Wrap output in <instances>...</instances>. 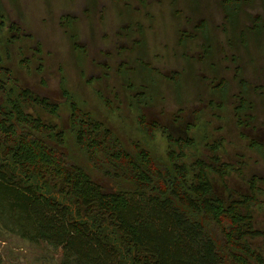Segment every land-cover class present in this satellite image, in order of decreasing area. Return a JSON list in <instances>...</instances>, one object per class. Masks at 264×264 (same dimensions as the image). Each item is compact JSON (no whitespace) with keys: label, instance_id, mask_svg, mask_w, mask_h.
<instances>
[{"label":"rangeland","instance_id":"obj_1","mask_svg":"<svg viewBox=\"0 0 264 264\" xmlns=\"http://www.w3.org/2000/svg\"><path fill=\"white\" fill-rule=\"evenodd\" d=\"M238 2L231 22L223 0H0V99L16 102L19 89L46 97L57 114L34 102L21 109L58 129L71 127L75 101L127 146L141 136L138 115L178 138L190 124L186 139L196 145L178 162L206 159L217 146L216 165L230 167L223 178L209 175L227 201L250 197L252 176L260 178L250 207L264 231V26L253 23L264 22V0ZM2 86L14 94L7 97ZM142 90L150 97L137 103ZM241 99L246 106L236 109ZM163 134L157 128L149 139L156 155L169 146ZM65 144L86 166L71 132ZM90 173L105 192L116 189L104 171L92 166ZM250 242L264 255V236ZM59 256L0 225V264H58Z\"/></svg>","mask_w":264,"mask_h":264},{"label":"trees","instance_id":"obj_2","mask_svg":"<svg viewBox=\"0 0 264 264\" xmlns=\"http://www.w3.org/2000/svg\"><path fill=\"white\" fill-rule=\"evenodd\" d=\"M222 5L232 22L240 13L238 0ZM253 20L264 26L258 17ZM2 90L7 97L14 94L12 87ZM147 96L142 90L135 95L137 103ZM32 97L29 89H19L16 102L0 104V225L5 230L60 251L58 264H264V255L250 242L264 236L250 207L258 203L255 182L260 178L252 176L250 197L227 201L218 195L209 173L223 178L230 164L216 165L217 146L206 159L178 162L196 145L186 139L190 124L178 138L138 115L141 136L127 146L71 96V127L55 133L51 124L21 109L39 101ZM241 101L236 109L246 106ZM37 103L57 114L56 105ZM157 128L169 144L163 155L149 144ZM70 132L86 166L69 155L65 135ZM92 166L109 176L115 191L103 190L91 176Z\"/></svg>","mask_w":264,"mask_h":264},{"label":"flooded vegetation","instance_id":"obj_3","mask_svg":"<svg viewBox=\"0 0 264 264\" xmlns=\"http://www.w3.org/2000/svg\"><path fill=\"white\" fill-rule=\"evenodd\" d=\"M32 94V93H31ZM35 97V96H34ZM39 98V101H35L34 103L35 104H37L39 107H41L37 102H40V101H42V100H45L48 104H50V105H57V104H55L54 102H50L46 97H44V96H39L38 97ZM32 99H37V97H35V98H33L32 97ZM64 99L65 100H67V96H64ZM0 100H2V101H0V104L3 102V98H1ZM30 103V102H29ZM42 109V108H41ZM69 117V116H68ZM70 118V117H69ZM53 126V125H52ZM54 127V126H53ZM69 128V127H68ZM68 128H66V129H68ZM60 129H58V128H56L55 127V130H54V132L55 133H57L58 131H59ZM181 133H183L184 134V136H185V134H186V128H183L181 131H180ZM53 145H55V146H57L56 144H53Z\"/></svg>","mask_w":264,"mask_h":264},{"label":"water","instance_id":"obj_4","mask_svg":"<svg viewBox=\"0 0 264 264\" xmlns=\"http://www.w3.org/2000/svg\"><path fill=\"white\" fill-rule=\"evenodd\" d=\"M115 188V187H114ZM113 188V190L115 191V189Z\"/></svg>","mask_w":264,"mask_h":264}]
</instances>
